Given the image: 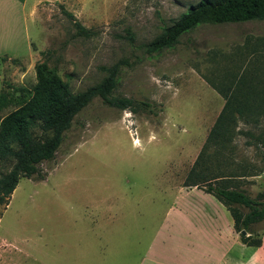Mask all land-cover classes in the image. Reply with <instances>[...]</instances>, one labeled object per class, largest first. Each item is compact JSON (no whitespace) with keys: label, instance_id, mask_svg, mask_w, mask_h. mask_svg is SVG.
<instances>
[{"label":"rangeland","instance_id":"rangeland-1","mask_svg":"<svg viewBox=\"0 0 264 264\" xmlns=\"http://www.w3.org/2000/svg\"><path fill=\"white\" fill-rule=\"evenodd\" d=\"M199 1L50 0L35 13L33 0L0 2V121L30 97L43 63L74 93L120 64L113 96L147 105L121 110L95 98L76 115L55 159L40 165L45 180L22 178L0 207V264L136 263L151 222L172 204L165 191L186 186L222 110L211 85L257 58L264 65V20L202 24L174 48L148 54L162 29ZM64 11L90 34L78 35ZM233 131L231 141L206 147L208 175L227 176L226 188L264 201V120L238 122ZM12 165L0 162V174ZM115 214L141 224L127 238L119 228L111 245L108 228L98 226ZM255 229L261 236L264 221Z\"/></svg>","mask_w":264,"mask_h":264},{"label":"trees","instance_id":"trees-1","mask_svg":"<svg viewBox=\"0 0 264 264\" xmlns=\"http://www.w3.org/2000/svg\"><path fill=\"white\" fill-rule=\"evenodd\" d=\"M78 35L90 34L74 16ZM264 20V0H200L191 4L170 26L146 46L148 54L172 49L179 39L202 24H239ZM255 53V49L253 51ZM254 55V54H253ZM257 58L249 67L225 73L219 85H211L223 98L224 106L211 130L203 150L187 177L186 187H196L217 198L231 213L234 227L243 244L261 247L255 225L264 221V201L251 198L245 192L226 188L224 175L209 176L204 163L205 149L210 142L223 145L236 133L238 122L257 124L264 120V69ZM108 75L99 84L83 92L74 93L46 63L36 66L37 84L24 104L0 121V162L13 161L11 169L0 174V207L9 205L10 198L22 178L45 180L40 165L55 159L76 115L95 98L105 105L121 110H133L145 103L113 96L119 83L120 64L104 69ZM6 101L0 97V109ZM243 134V133H242ZM264 158V156H263ZM264 172V163L262 167ZM222 182V183H216ZM246 231V235L242 232Z\"/></svg>","mask_w":264,"mask_h":264},{"label":"crops","instance_id":"crops-1","mask_svg":"<svg viewBox=\"0 0 264 264\" xmlns=\"http://www.w3.org/2000/svg\"><path fill=\"white\" fill-rule=\"evenodd\" d=\"M22 1L23 5L29 2ZM48 1L33 0L32 13ZM168 176L172 181L174 175ZM165 192L170 193L172 204L158 222H151L152 231L135 264H264V237L261 247L243 244L231 213L213 195L176 183ZM121 217L110 215L108 221L99 223V228H108L106 234L111 245L117 241L119 228L127 238V229L141 224Z\"/></svg>","mask_w":264,"mask_h":264},{"label":"bare ground","instance_id":"bare-ground-1","mask_svg":"<svg viewBox=\"0 0 264 264\" xmlns=\"http://www.w3.org/2000/svg\"><path fill=\"white\" fill-rule=\"evenodd\" d=\"M139 143H140V140L138 139L134 141V144H136L137 146L139 145Z\"/></svg>","mask_w":264,"mask_h":264},{"label":"water","instance_id":"water-1","mask_svg":"<svg viewBox=\"0 0 264 264\" xmlns=\"http://www.w3.org/2000/svg\"><path fill=\"white\" fill-rule=\"evenodd\" d=\"M242 234H243V235H246L247 233H246V231H243Z\"/></svg>","mask_w":264,"mask_h":264}]
</instances>
